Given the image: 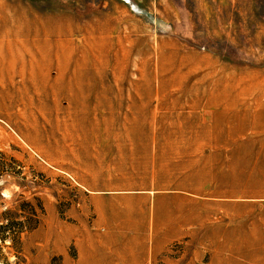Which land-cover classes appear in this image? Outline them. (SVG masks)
<instances>
[{"label":"rangeland","instance_id":"374dc122","mask_svg":"<svg viewBox=\"0 0 264 264\" xmlns=\"http://www.w3.org/2000/svg\"><path fill=\"white\" fill-rule=\"evenodd\" d=\"M3 1L0 31L28 40L18 51L35 55L31 40L54 42L61 22L71 27L75 59L89 27L108 26L95 37L112 44L101 64L85 53L87 110L69 123L36 101L0 107V264H264V180H256L264 169L241 164L264 129L234 133L244 119L219 118L205 94L191 109L154 100L156 75L172 94L198 87L235 103L264 101V0H16L26 5L21 12ZM117 44L126 63L115 60ZM59 63L52 60V79ZM130 83L153 91L131 112ZM102 93L107 104L91 109ZM240 177L253 179L256 193L235 188Z\"/></svg>","mask_w":264,"mask_h":264},{"label":"bare ground","instance_id":"6f19581e","mask_svg":"<svg viewBox=\"0 0 264 264\" xmlns=\"http://www.w3.org/2000/svg\"><path fill=\"white\" fill-rule=\"evenodd\" d=\"M107 27L106 26L101 27V25H98L85 29L86 35L84 36L83 39L85 49L83 48L84 50L80 51L81 54L76 59L73 53L75 52L77 47L75 46L73 41L67 37V34L71 32V27L67 22H61L53 29L54 34L57 36L54 42L51 43L46 40L43 43H41L37 39H33V44L35 45L34 47L36 51L35 55H31L32 52L30 51V49L26 48L18 51L17 50L18 48H15L17 44L21 46L27 44L23 39L19 42H16L15 39L10 37L0 39V52H7L8 55V57H6L5 59L0 60V107H4V108L9 107L15 104L16 102L23 100H26L28 104H32L34 103V101H36L38 107H42L43 104H45L48 110L52 111L53 113L52 117H54V115L56 117H60L64 123H69L71 114L80 115L84 113V111L87 110L86 103L90 96L88 90H84L79 87V85L82 83L80 73L83 72L81 70L85 68V62H86L85 53L88 52L94 58V60L96 61L98 60L99 64L102 63L101 62L102 54L103 52L106 51V49L110 47L112 43L110 41H107L105 37H100V38L95 37V33L97 31H99V33L101 34L106 33ZM37 35L38 34H34V36ZM45 44L51 45V49L48 54L46 53V51L43 50ZM117 45H118V51L116 55L114 54L117 59L115 60L120 61L122 63H126L128 58L126 52L127 50H125L120 44ZM52 46L56 47V51L53 53L54 58L50 56ZM22 52L31 55L30 59H25V55H23ZM52 60H57L62 62L59 63L58 65L59 73L56 75L54 79H52L49 75V70ZM73 60H75V63H74V67L71 70L70 68L73 65L70 66V63ZM93 65L95 68L98 67L97 65H95V63H93ZM122 67L119 68L122 69ZM14 76H19L21 78L19 84L12 83V79ZM140 76H141L140 79L142 80L144 73ZM120 78L121 76H119L118 74L114 75L115 82L120 80ZM154 78L156 79L157 82L156 91L154 93V99L156 101L162 99V97L164 96L167 97L169 94V96H171L173 101L177 100L178 102H180L181 100L182 103H185L187 105L190 104L188 101L189 98L183 97L184 99H181L182 96H175L174 93L172 94L169 91H167L166 87L169 84L165 82L160 83L156 75L154 76ZM6 80L10 82V86L5 89L4 86L6 84ZM141 84L144 85L145 81L143 83L141 82ZM216 87H221V85H218ZM143 89L146 90L147 96L151 95L152 93L150 91L151 83H147L146 87L144 86ZM209 91L213 92V90H209ZM218 94L221 96L223 92L218 91ZM104 95L105 94L103 93L95 94L93 96L94 98L92 97V100L96 99V101H98L102 99L105 102L108 99ZM64 101H66V104L63 103ZM238 102L239 101L235 103L226 100V98H220L218 96L216 97L214 95L212 96V94H209V107L216 109L221 108L222 112H220L219 118H223L225 120L229 118L238 119L237 115L228 116L226 114V111H230V109L237 107ZM235 104L237 105L235 106ZM259 144L263 146L264 141L259 142ZM242 167L250 168V169L253 168L252 166L249 165H242Z\"/></svg>","mask_w":264,"mask_h":264},{"label":"crops","instance_id":"0c3cea01","mask_svg":"<svg viewBox=\"0 0 264 264\" xmlns=\"http://www.w3.org/2000/svg\"><path fill=\"white\" fill-rule=\"evenodd\" d=\"M12 1L14 2V5L12 6L14 11L21 12L26 7V5L22 4L19 1H16V0H12ZM5 3H6V1L0 0V28L3 27L1 21H5L4 17H6L5 16V12H4L5 10L2 7V6L5 5ZM3 13H4V16H3ZM0 36L1 37H3V36L7 37L5 35V33H3L2 31H0ZM13 39H15L16 42H19V41L22 40V39H19L18 37H16V35L13 36ZM24 41H25V43L28 42L27 39H24ZM31 43H33V40H31ZM17 46H19V45L17 44ZM6 57H8V55H4V54L0 53V60L5 59ZM130 85H131V87L134 89V91L137 94L140 91H146L145 89H141V87H139L140 85H136V84H133V83L130 84ZM150 91L152 92L150 96H147L145 94H143V95L142 94H138L139 95L138 96L136 94L137 95V99L136 100L133 99L132 97L130 98V96H128V102L129 103H128L127 107L130 109V112H131V109H134V108H136L138 106L146 107L147 104H144L143 100L145 98H147L148 100H151L152 95H153V91L151 89H150ZM118 92H120V89L116 90V93H118ZM180 92H181V94H174V95L175 96H182L181 99H184L183 97H185V98L191 97L192 101L188 100L189 103H190L189 105H187L185 103H182L181 100H180V102H178L177 100L173 101L171 96H169V94H168L167 97L164 96V97H162V99H159L157 101L159 103L157 105V107L171 109V110H176L177 108H181L183 105H185V106H187L188 108L191 109V108L196 106V102L194 100V97L199 95V94H203V95L205 94L207 96V98H208L207 101L209 102V90L201 91L200 89H198V87H196V88L191 87V88H189L186 91L180 90ZM189 92H190V94H189ZM186 93H188V94H186ZM120 95L121 94H118V95H116L114 97V98H116V99H114V101H115V107L118 109V112H117L118 115L121 113V110H122V108L124 106V101L122 102V96H120ZM104 96H106L107 99H108L105 102L102 99H100L98 101H96V99H94L92 101V102H94L93 107H92L93 110L98 109V107L103 105V104H107V102L109 101V96H108V94H105ZM166 98L169 99L168 102L165 101ZM263 102L264 101L257 100V99H254L252 101L245 100V99L244 100H239L238 105H237L236 108L242 107L243 110H241V111H237V110L236 111H226V114L228 116L237 115L238 116V120L244 119L243 121L239 122V124H238V126L236 128L233 129L234 133H238V134L241 135V134H244L246 131H250L251 134H256V133H258V131H261V130L264 129V126H263L264 125V120L263 121L261 120L262 116H264V103ZM157 107H155V109L151 113L153 118L157 117ZM81 111H82V109H81ZM126 117L127 116H125L123 118H126ZM261 141H264V140H260V142ZM258 146L259 147H258L257 151H251V152L248 153V155L250 156V159L246 160L245 162H243L241 164L242 165L252 166L253 168H255V169H257L258 171L261 172V170L264 169V159H262L261 162H257L258 160H255V161L253 160L251 162V160H252L251 156L255 155L257 159H261V157L264 154V145L261 146L260 144H258ZM260 177H261V179H260ZM245 178H246V180H243V178L240 177V179L238 180L239 182L236 183V187L235 188L242 189L241 193L244 194L243 190H245V188H246L245 186H247V187L251 188L250 190H252V193H256V191L258 189H255V187H258V185L255 184L253 179H248L247 177H245ZM256 180L263 181L264 180V175L262 176V174H260V176H258V178L256 177ZM260 187H262V186H260ZM245 193H248V192H245ZM122 258H125V257H122ZM127 258H131V260L133 262L136 260L134 258L132 259V256H128L125 259H127ZM96 261H98V260H96Z\"/></svg>","mask_w":264,"mask_h":264},{"label":"trees","instance_id":"16d2710c","mask_svg":"<svg viewBox=\"0 0 264 264\" xmlns=\"http://www.w3.org/2000/svg\"><path fill=\"white\" fill-rule=\"evenodd\" d=\"M5 221L8 223V219H6ZM7 225H8V224H7ZM7 225H5L4 228H5ZM18 225H20V226H19L20 231H23V230L26 228V226H25V222H24V221H19ZM0 226H2V225H0ZM0 228H1V227H0ZM0 240H1V241H4V240H5V238H4L3 236H1V232H0Z\"/></svg>","mask_w":264,"mask_h":264}]
</instances>
